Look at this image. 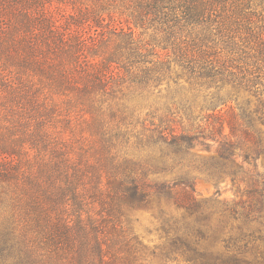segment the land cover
<instances>
[{
    "label": "trees",
    "instance_id": "1",
    "mask_svg": "<svg viewBox=\"0 0 264 264\" xmlns=\"http://www.w3.org/2000/svg\"><path fill=\"white\" fill-rule=\"evenodd\" d=\"M172 263L264 264V0H0V264Z\"/></svg>",
    "mask_w": 264,
    "mask_h": 264
},
{
    "label": "rangeland",
    "instance_id": "2",
    "mask_svg": "<svg viewBox=\"0 0 264 264\" xmlns=\"http://www.w3.org/2000/svg\"><path fill=\"white\" fill-rule=\"evenodd\" d=\"M212 145L210 150L199 149L196 154L202 158H211L216 155L217 145ZM236 163L238 166H243L245 169H251V166L244 163L242 159L236 158ZM263 161L260 159L258 161L259 170H263ZM219 195H216L217 189L215 185L205 179L198 180L197 192L201 194L202 198H213L218 202H240L248 200L246 194L244 193L245 186L239 187L238 185H233L231 181L225 180L219 184ZM139 220L134 223L135 232L145 239V243L150 246H156L160 243L158 233L155 230V223L152 220L150 213H142L138 215ZM181 264V263H172Z\"/></svg>",
    "mask_w": 264,
    "mask_h": 264
}]
</instances>
